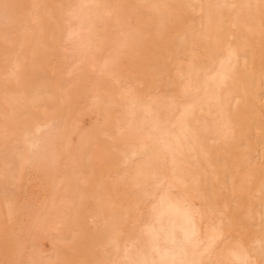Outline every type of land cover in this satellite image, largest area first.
I'll use <instances>...</instances> for the list:
<instances>
[{
	"label": "bare ground",
	"instance_id": "6f19581e",
	"mask_svg": "<svg viewBox=\"0 0 264 264\" xmlns=\"http://www.w3.org/2000/svg\"><path fill=\"white\" fill-rule=\"evenodd\" d=\"M152 261L264 264V0H0V264Z\"/></svg>",
	"mask_w": 264,
	"mask_h": 264
},
{
	"label": "snow or ice",
	"instance_id": "6c2138e0",
	"mask_svg": "<svg viewBox=\"0 0 264 264\" xmlns=\"http://www.w3.org/2000/svg\"><path fill=\"white\" fill-rule=\"evenodd\" d=\"M234 55H235V53L230 50L229 51V56L232 57ZM213 232H215V230H213ZM195 235H196V233H195L194 230L192 232H190V233L186 232L185 233L186 241H188L189 243H192ZM214 240H215V236L214 235L209 237V247L211 246L212 243H214ZM205 250H207V249H205ZM133 264H135V262H133ZM151 264H156V261H152ZM180 264H193V262L181 261Z\"/></svg>",
	"mask_w": 264,
	"mask_h": 264
}]
</instances>
